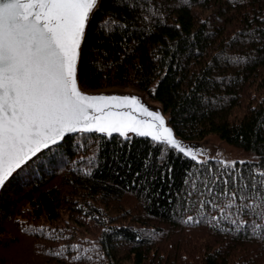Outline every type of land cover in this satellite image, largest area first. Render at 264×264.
Listing matches in <instances>:
<instances>
[{"label":"trees","instance_id":"obj_1","mask_svg":"<svg viewBox=\"0 0 264 264\" xmlns=\"http://www.w3.org/2000/svg\"><path fill=\"white\" fill-rule=\"evenodd\" d=\"M78 80L131 88L180 140L216 136L253 159L70 135L1 190L0 264H264V0H98Z\"/></svg>","mask_w":264,"mask_h":264},{"label":"snow or ice","instance_id":"obj_2","mask_svg":"<svg viewBox=\"0 0 264 264\" xmlns=\"http://www.w3.org/2000/svg\"><path fill=\"white\" fill-rule=\"evenodd\" d=\"M97 3L0 0V186L41 148L72 132L121 136L133 132L196 159L174 138L164 118L138 98L90 96L79 90L78 50ZM123 108L139 109L149 119H136L132 111H114ZM260 175L264 177V172Z\"/></svg>","mask_w":264,"mask_h":264},{"label":"rangeland","instance_id":"obj_3","mask_svg":"<svg viewBox=\"0 0 264 264\" xmlns=\"http://www.w3.org/2000/svg\"><path fill=\"white\" fill-rule=\"evenodd\" d=\"M109 92H113L114 94L133 96L139 99L141 103L147 106L150 111L154 113L162 112L158 105L149 102L145 99L140 93L134 91L131 88H123V89H113ZM105 92V93H109ZM164 119L166 117L163 115ZM167 127L171 129V127L167 124ZM172 130V129H171ZM173 132V131H172ZM174 138L186 149H191L196 156V160H206V159H218L224 162H244L253 159V155L249 152H245L242 149L236 148L232 145L227 144L226 142L220 140L216 136H208L201 141H188L184 142L180 140L173 132Z\"/></svg>","mask_w":264,"mask_h":264},{"label":"water","instance_id":"obj_4","mask_svg":"<svg viewBox=\"0 0 264 264\" xmlns=\"http://www.w3.org/2000/svg\"><path fill=\"white\" fill-rule=\"evenodd\" d=\"M91 16V14H90ZM88 24V23H87ZM87 27V25H86ZM85 31H86V28H85ZM85 35V33H84ZM83 39H84V36L82 37V40H81V44H80V48L78 50L79 52V55H78V60H77V83H78V88L79 90L84 93V94H87V95H90V96H108V97H111V96H118V97H124L126 95H120V94H114L113 92H109V93H105V92H88V91H84L80 85H79V80H78V65H79V58H80V53H81V48H82V44H83ZM128 97H133V96H128ZM139 100V99H138ZM139 103L141 105H143L144 107H146L147 109H149L147 106H145L143 103H141L139 101ZM150 110V109H149ZM91 111V109H90ZM114 111H132L131 109H128V108H123V109H114ZM161 111V110H160ZM162 112V111H161ZM132 114L133 116L136 118V119H139V120H147L149 119L147 116H144L140 113L139 109H136L135 111H132ZM161 116L163 117V113L161 114ZM164 118V117H163ZM165 121V126L167 127V120L164 119ZM78 132H72V133H66L64 135V137H62L60 140H58L55 144H49L48 147H43L41 148L34 156H32L29 160H27L20 168L16 169L12 175L5 181V183L0 186V192L1 190L3 189V187L6 185V183L8 182V180L17 172L19 171L21 168H23L26 164H28L32 159H34L37 155H39L40 153L48 150L49 148L59 144L60 142H62L66 137L70 136V135H73V134H76ZM115 133V132H114ZM113 134V133H112ZM127 134H137V133H133V132H128ZM126 134V135H127ZM151 138V137H150Z\"/></svg>","mask_w":264,"mask_h":264}]
</instances>
